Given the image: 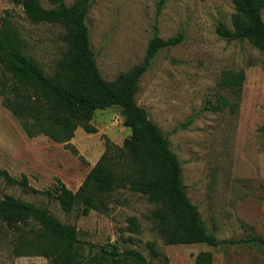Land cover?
<instances>
[{"label":"rangeland","instance_id":"obj_1","mask_svg":"<svg viewBox=\"0 0 264 264\" xmlns=\"http://www.w3.org/2000/svg\"><path fill=\"white\" fill-rule=\"evenodd\" d=\"M19 1L0 0V22L10 10L27 40L26 52L52 75L67 50L65 30L59 24L31 22ZM64 1L69 6L74 0ZM40 2L52 7L49 0ZM234 12L231 0H93L85 22L97 67L107 81L140 63L153 36L183 35L179 44L156 53L138 82L136 102L177 155L186 194L207 231L218 240H255L215 247L166 244L157 228V204L128 186L115 190L107 212L93 209L87 215L79 207L66 213L54 198L33 192L30 187L52 189L57 179L75 191L104 152L106 138L122 146L131 129L116 105L93 112L90 123L96 132L78 127L70 141L58 143L44 135L29 137L0 96V167L18 179L25 175L29 185L0 178V196L47 208L74 225L88 264H106L99 246L114 245L119 251L137 249L157 264H194L203 250L212 252V264H264V50L217 34L221 23L233 28ZM225 69L245 74L238 96L220 85ZM132 216L140 224L138 233L128 229ZM18 235L2 226L0 264H50L41 255H17Z\"/></svg>","mask_w":264,"mask_h":264},{"label":"trees","instance_id":"obj_2","mask_svg":"<svg viewBox=\"0 0 264 264\" xmlns=\"http://www.w3.org/2000/svg\"><path fill=\"white\" fill-rule=\"evenodd\" d=\"M92 1L74 0L68 6L64 0H49L52 4L49 8L40 0L19 1L31 22L59 24L65 30L63 38L67 50L52 75H47L39 62L26 52L27 40L13 22L10 10L5 11L0 22L1 103L20 120L29 137L44 135L64 143L74 137L78 127L94 133L97 129L90 123L93 112L115 105L121 107L123 124L131 129L122 146L105 139L104 152L75 191L60 179L52 189L30 187L31 190L54 198L66 213L79 207L81 214L87 215L93 209L107 212L115 190L128 186L157 204V228L166 244L205 243L215 247L255 240H218L207 231L197 206L186 194L177 155L145 108L136 102L138 82L156 53L179 44L183 35L179 33L167 39L153 36L140 63L119 74L114 81H107L97 67L85 22ZM231 1L235 9L233 28L221 23L217 34L228 41L247 40L264 50V0ZM244 80L242 70L225 69L220 85L238 96ZM230 107L235 109L236 103ZM0 178L29 187L25 175L18 179L1 167ZM34 223L37 228L31 225ZM22 225L31 226L23 229ZM2 226L19 231L13 247L17 255H41L50 264L89 263L80 253L83 242L75 226L61 222L47 208L12 195L0 196V230ZM128 229L139 232L140 224L135 216L130 217ZM99 252L106 264H157L134 248L119 251L116 245L99 246ZM212 256L211 251H199L194 264H212ZM91 259L97 260L95 256Z\"/></svg>","mask_w":264,"mask_h":264}]
</instances>
